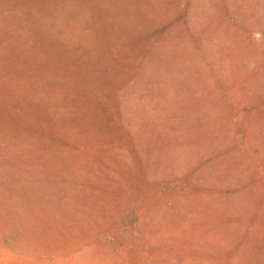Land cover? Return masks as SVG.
<instances>
[{"label":"rangeland","instance_id":"374dc122","mask_svg":"<svg viewBox=\"0 0 264 264\" xmlns=\"http://www.w3.org/2000/svg\"><path fill=\"white\" fill-rule=\"evenodd\" d=\"M0 264H264V0H0Z\"/></svg>","mask_w":264,"mask_h":264}]
</instances>
